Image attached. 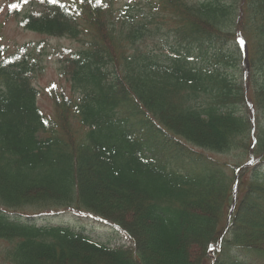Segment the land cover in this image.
<instances>
[{"label":"trees","instance_id":"16d2710c","mask_svg":"<svg viewBox=\"0 0 264 264\" xmlns=\"http://www.w3.org/2000/svg\"><path fill=\"white\" fill-rule=\"evenodd\" d=\"M26 1L35 7L14 15L23 30L81 47L59 60L68 93L51 96L46 116L30 79L35 48L9 54L0 35V264H208L226 226L213 264L264 258V0H152L137 11L131 0ZM237 27L254 133L234 73ZM171 28L183 42L167 49ZM230 152L256 163L213 159ZM62 210L111 221L129 247L30 216Z\"/></svg>","mask_w":264,"mask_h":264},{"label":"rangeland","instance_id":"374dc122","mask_svg":"<svg viewBox=\"0 0 264 264\" xmlns=\"http://www.w3.org/2000/svg\"><path fill=\"white\" fill-rule=\"evenodd\" d=\"M18 0H0V35L1 44L7 47L9 54H13L16 50H19L23 45H31L33 52V58L38 60V67L34 73L30 76L32 86L39 92L37 98V104L41 111L46 116H53L54 110L50 97V92L58 94L59 91L64 89L67 93L68 88L65 87L64 81L60 78L59 64L57 63L58 56L66 50H76L80 45L75 41L67 38H55L38 35L23 30L18 26L17 20L13 15L9 13V2ZM65 2L66 4L70 0H58ZM118 4H123L127 0H116ZM134 6L145 5L148 0H131ZM28 10L29 8H24ZM63 54V53H62ZM242 66V64H240ZM52 96V95H51ZM251 117V116H250ZM219 162L226 165H232V162L236 161L237 165H242L245 162V158L238 157V155L230 154L215 155L214 157ZM233 158V159H232ZM236 165V166H237ZM119 221L127 226L131 221L125 214L119 215ZM123 220H122V219ZM38 223L41 221H48L51 224H65L70 227L83 228L85 232H89L92 236L102 242H109V246L118 247L120 245L128 246L126 239L120 238L117 234L111 231V229L104 223L93 220L92 217L85 214L84 216L75 218L68 212L60 213L55 217L49 219H38ZM3 248V244L0 243V249ZM211 256V255H210Z\"/></svg>","mask_w":264,"mask_h":264},{"label":"snow or ice","instance_id":"6c2138e0","mask_svg":"<svg viewBox=\"0 0 264 264\" xmlns=\"http://www.w3.org/2000/svg\"><path fill=\"white\" fill-rule=\"evenodd\" d=\"M41 2H43V0H41ZM58 2V0H48V3L50 4H56ZM14 7V5H13Z\"/></svg>","mask_w":264,"mask_h":264}]
</instances>
